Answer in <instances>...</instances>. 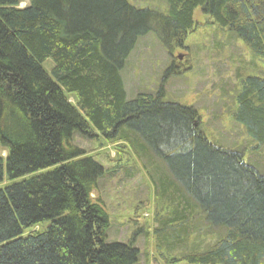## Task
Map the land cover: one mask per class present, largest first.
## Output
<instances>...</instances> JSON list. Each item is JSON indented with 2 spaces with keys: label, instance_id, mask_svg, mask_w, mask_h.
I'll list each match as a JSON object with an SVG mask.
<instances>
[{
  "label": "trees",
  "instance_id": "16d2710c",
  "mask_svg": "<svg viewBox=\"0 0 264 264\" xmlns=\"http://www.w3.org/2000/svg\"><path fill=\"white\" fill-rule=\"evenodd\" d=\"M23 1L0 0V185L11 182L0 188V264H138L133 241L106 242L110 218L92 196L106 170L76 133L101 135L121 158L138 136L166 163L168 185L225 227L204 251L166 264H264V174L211 143L197 109L164 102L163 87L128 100L122 76L150 32L170 54L183 48L198 7L264 61V0H166V12L129 0ZM236 99L233 118L264 145V77L242 79Z\"/></svg>",
  "mask_w": 264,
  "mask_h": 264
},
{
  "label": "rangeland",
  "instance_id": "374dc122",
  "mask_svg": "<svg viewBox=\"0 0 264 264\" xmlns=\"http://www.w3.org/2000/svg\"><path fill=\"white\" fill-rule=\"evenodd\" d=\"M129 1L159 12H166L168 4L166 0ZM29 3L25 0L21 6ZM44 65L48 72L54 66L50 60ZM249 75L264 77V61L235 32L210 19L202 7L194 12V26L183 48L170 54L150 32L139 38L122 70L128 100L142 92L156 95L163 87L164 102L197 109L202 131L211 143L237 151L245 163L264 174V145L251 139L233 118L241 80ZM70 101L75 103V97L70 96ZM97 135L89 138L76 133L74 144L106 170L92 196L110 218L107 243L133 241L140 251L138 264H166L165 257L204 251L225 234V227L211 225L181 186L176 183L179 190L175 191L168 185V180L176 181L166 163L150 150L144 154L141 138L131 135L135 148L130 145L121 158L116 145ZM10 183L6 180L0 188ZM49 224L32 231H43Z\"/></svg>",
  "mask_w": 264,
  "mask_h": 264
},
{
  "label": "water",
  "instance_id": "95a60500",
  "mask_svg": "<svg viewBox=\"0 0 264 264\" xmlns=\"http://www.w3.org/2000/svg\"><path fill=\"white\" fill-rule=\"evenodd\" d=\"M181 57V56H180ZM182 58V57H181Z\"/></svg>",
  "mask_w": 264,
  "mask_h": 264
},
{
  "label": "crops",
  "instance_id": "0c3cea01",
  "mask_svg": "<svg viewBox=\"0 0 264 264\" xmlns=\"http://www.w3.org/2000/svg\"><path fill=\"white\" fill-rule=\"evenodd\" d=\"M24 7V6H23Z\"/></svg>",
  "mask_w": 264,
  "mask_h": 264
}]
</instances>
